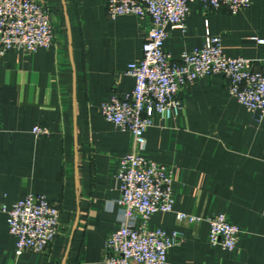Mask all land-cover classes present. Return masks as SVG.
Wrapping results in <instances>:
<instances>
[{"label": "crops", "instance_id": "crops-1", "mask_svg": "<svg viewBox=\"0 0 264 264\" xmlns=\"http://www.w3.org/2000/svg\"><path fill=\"white\" fill-rule=\"evenodd\" d=\"M39 2L54 17V45L0 56V264H104L108 237L124 222L118 174L134 141L101 108L134 89L127 71L142 59L151 23L111 20L107 0ZM186 24L165 42L174 60L208 35L222 39L229 58L264 57V0L237 15L195 2ZM180 97L184 107L171 120L153 113L140 152L174 171L173 212L154 216L148 229L184 235L166 264H264V116L233 98L221 75L184 86ZM36 127L51 135L36 136ZM30 194L59 205L60 234L46 253L17 259L3 206ZM177 213L226 215L241 230L236 249L213 246L206 221L178 223Z\"/></svg>", "mask_w": 264, "mask_h": 264}, {"label": "built area", "instance_id": "built-area-1", "mask_svg": "<svg viewBox=\"0 0 264 264\" xmlns=\"http://www.w3.org/2000/svg\"><path fill=\"white\" fill-rule=\"evenodd\" d=\"M254 0H107L111 20L135 16L149 19L151 28L143 46L142 59L132 64L127 75L135 80L134 89L123 98L113 95L102 105L104 119L134 141L133 150L121 162L118 179V204L124 215L122 226L111 233L106 243L104 264H166L173 248L184 242V235L151 231L148 224L154 216L173 212L172 168L144 158L145 133L153 125L151 116L158 114L171 120L183 109L181 92L197 80L221 75L229 94L254 116H264V57L260 60L229 58L222 39L208 35L201 49L184 53L180 60L164 50L171 31L186 32L190 6L204 4L208 13L226 9L231 15L249 9ZM55 42L54 17L39 0H0V56L10 51L33 55L39 49L51 48ZM33 133L49 137L46 127ZM10 234L16 238V258L27 251L44 254L60 234L59 205L43 195L30 194L10 208L3 206ZM141 220L136 227L132 222ZM178 223L206 221L209 241L227 251L236 249L241 230L226 215L207 219L177 213Z\"/></svg>", "mask_w": 264, "mask_h": 264}]
</instances>
